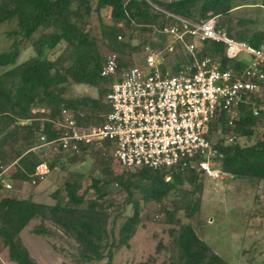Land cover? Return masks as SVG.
Returning <instances> with one entry per match:
<instances>
[{"label":"trees","instance_id":"obj_1","mask_svg":"<svg viewBox=\"0 0 264 264\" xmlns=\"http://www.w3.org/2000/svg\"><path fill=\"white\" fill-rule=\"evenodd\" d=\"M235 0H0V25L8 24L6 34L11 38L7 49L0 51V172L9 164L10 172L0 178L4 181L25 182L33 179L38 162L45 160L49 170H65L68 165L91 158L88 173L90 184L83 188L85 175L68 170L61 188L50 193L52 203L37 201L32 192L19 197V190L8 191L0 197V251L6 249L8 259L16 264H37L22 242L20 232L37 220L30 231L39 235L66 237L73 241L78 262H110L113 250L128 245L141 220V201H153L170 224L173 252L165 264H229L211 246L200 238L191 218L200 209V193L204 178L208 177L197 162L204 158L195 154L186 166L171 172L166 168L124 167L121 172L112 168L117 162L111 141L81 144L79 152L56 151L51 156L31 149L44 134L50 139L60 129L55 121L63 109L70 110L81 125H95L104 121L110 111L105 100L106 86L111 79L101 76L100 69L106 55L92 33L90 18L96 14L99 38L117 55L118 70L133 62L134 54L142 52L152 33L173 22L170 12L190 20L216 16L217 27L227 34L254 47L264 46V30L253 29L239 19L231 20ZM264 5V0H261ZM108 7L110 22L102 20L101 11ZM138 29L144 37L133 42V32ZM39 30V33L34 34ZM118 35L123 36L119 39ZM64 42L70 48L66 58H51L50 52ZM31 46L33 54L17 61L21 48ZM198 56L219 59L221 69L232 67L239 72L244 60L230 59L224 55L220 41L204 40L197 45ZM169 61L175 70L187 63L182 54H170ZM163 67V66H162ZM95 87L99 96L67 94L70 84ZM257 109V113L254 110ZM239 115L228 123V112L221 107L210 123V132L220 134L213 140L220 155L211 157L214 164L231 177L264 180V130L257 132L264 121V90L248 93L239 105ZM227 137H231L230 141ZM241 137L253 141L241 144ZM5 140L11 142L7 151ZM6 157L4 160L3 158ZM167 173L170 178L165 179ZM41 180H36L37 185ZM111 183L119 186L125 198L118 203L108 195ZM91 188L94 195L86 196ZM138 195V196H136ZM130 205L132 213L126 215L113 237V225L124 212L118 207ZM115 212V213H112ZM110 216L112 226L108 228ZM163 264V263H161Z\"/></svg>","mask_w":264,"mask_h":264},{"label":"built area","instance_id":"obj_2","mask_svg":"<svg viewBox=\"0 0 264 264\" xmlns=\"http://www.w3.org/2000/svg\"><path fill=\"white\" fill-rule=\"evenodd\" d=\"M166 13L173 22L152 33L142 49L141 62L118 70L116 53L106 54L100 75L111 80L105 94L110 111L104 121L81 125L70 110L63 109L55 121L59 134L50 139L39 134L31 149L47 147L52 154L59 150L71 153L79 152L81 144L100 147L108 140L116 161L124 167L166 168L171 172L186 166L195 154H202L204 158L197 164L207 176H226L218 166H212L211 157L220 155L213 144L220 131L210 132V123L221 107L232 124L246 95L264 90V46L254 47L230 37L217 27L216 16L190 20ZM204 40L222 42L224 55L244 60L245 66L239 72L230 66L221 69L219 59L199 57L197 45ZM170 54L185 55L187 63L174 70ZM6 168L0 172L2 180ZM48 172V163L38 162L31 184L43 180ZM169 178L167 173L165 179ZM3 187L10 188V182L4 181ZM0 264H5L1 251Z\"/></svg>","mask_w":264,"mask_h":264},{"label":"rangeland","instance_id":"obj_3","mask_svg":"<svg viewBox=\"0 0 264 264\" xmlns=\"http://www.w3.org/2000/svg\"><path fill=\"white\" fill-rule=\"evenodd\" d=\"M236 6L231 10V20L235 24L239 19H244V25L253 29L264 30V5L261 0H235ZM102 20L110 22L109 8L101 11ZM217 20V17H216ZM91 31L98 38V45L104 55L110 50L99 38V23L95 13L90 18ZM10 28L8 24L0 25V51L8 48L11 38L6 34ZM39 30L34 34L36 36ZM144 33L135 29L133 32V42H139ZM123 39V36H121ZM71 49L66 47L64 42L56 45L50 52L51 58L60 60L66 58ZM33 54L31 46L21 48L17 61H21ZM142 52L134 54L133 62L142 61ZM244 57H247L244 55ZM2 68H0V71ZM108 82L106 86L108 87ZM67 94L69 96L90 95L99 96L95 87L85 84H70ZM264 130V121L258 127L257 132ZM218 134L214 135L217 139ZM3 138H0V142ZM241 144L251 143L253 139L246 140L241 137ZM4 148L8 151L11 147L9 140L4 141ZM42 153L51 156L52 152L47 147L40 149ZM4 157L3 159H5ZM91 168V158L86 157L83 161L68 165L65 170L52 169L45 178L37 185L29 181H10V188L2 187L0 197L8 191L19 190L18 196L24 197L28 193L33 194L37 201L52 203L54 199L50 193L56 188H61L62 182L68 170H75L85 175L82 186L85 188L90 184L88 173ZM112 168L116 172H121L124 168L113 162ZM10 169L5 172V176ZM108 195L117 201L122 202L125 198L119 186L111 183L107 189ZM91 188L87 190L86 196H93ZM138 196V195H136ZM200 209L191 218L179 214L183 222H191L197 235L205 240L211 248L221 255L229 264H264V180L254 178L231 177L226 175L223 178H204L203 187L200 193ZM158 204L153 201H141V220L137 224L128 245H121L113 250L110 262L106 259L101 262H78L77 251L72 240L66 237L38 235L30 232V227L37 222L32 220L28 227L21 231L24 244L29 248L31 254L35 256L37 264H165L169 260V255L173 252L171 244L170 224L164 221V215L158 210ZM122 208L124 214L117 217L113 225V237L118 238V230L126 215L132 213V207L125 205ZM115 213V212H112ZM111 216L108 228L112 226ZM5 264H16L8 259L6 249L1 250ZM34 258V257H33ZM34 258V259H35Z\"/></svg>","mask_w":264,"mask_h":264},{"label":"crops","instance_id":"obj_4","mask_svg":"<svg viewBox=\"0 0 264 264\" xmlns=\"http://www.w3.org/2000/svg\"><path fill=\"white\" fill-rule=\"evenodd\" d=\"M7 166V168H6V170L4 171V173H3V175L5 174V172L7 171V170H9L10 169V165L9 164H7L6 165ZM5 176V175H4ZM23 230V229H22ZM21 230V231H22ZM28 233H33V232H28ZM34 234H36V233H34ZM39 235V234H38ZM20 237H21V232H20ZM21 239H22V237H21ZM22 242H23V240H22ZM24 243V242H23ZM25 245V244H24ZM26 246V245H25ZM27 247V246H26ZM27 249H28V251H29V253H30V255L32 256V257H34L35 258V256H33L32 254H31V252H30V250H29V248L27 247ZM35 260H36V258H35ZM37 261V260H36Z\"/></svg>","mask_w":264,"mask_h":264}]
</instances>
